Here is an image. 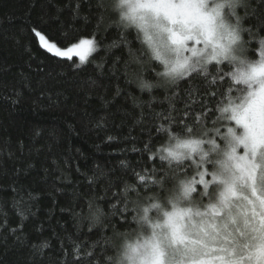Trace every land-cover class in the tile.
I'll return each instance as SVG.
<instances>
[{"label": "snow or ice", "instance_id": "snow-or-ice-1", "mask_svg": "<svg viewBox=\"0 0 264 264\" xmlns=\"http://www.w3.org/2000/svg\"><path fill=\"white\" fill-rule=\"evenodd\" d=\"M252 3L90 0L96 30L77 37L65 32L64 49L40 22L32 26L46 51L84 63L97 50L99 28L114 25L120 31L112 46H123L127 57L116 58L114 71L142 92L161 93L138 117L154 134L132 149L147 153L153 167L133 170V183L107 179L103 195L93 188L74 215L99 235L87 251L73 246V264H264V13L257 16ZM254 16L257 22L246 26ZM130 30L139 47H132ZM107 175L90 176L89 184ZM98 201L107 203V213ZM37 247L42 253L49 245ZM61 250L59 264H68L63 241Z\"/></svg>", "mask_w": 264, "mask_h": 264}, {"label": "trees", "instance_id": "trees-1", "mask_svg": "<svg viewBox=\"0 0 264 264\" xmlns=\"http://www.w3.org/2000/svg\"><path fill=\"white\" fill-rule=\"evenodd\" d=\"M77 3L79 14L74 15ZM89 3L0 0V264H59L65 255L62 241L68 264H73V246L84 244L87 251L99 235L89 233L88 221L74 215L93 188L95 195H103L107 179L133 183V170L153 167L147 153L132 149H142L154 134L138 117L141 106L147 112L146 102L161 93L142 92L136 83L126 82L122 71H114L117 57L127 59L123 46H112L120 30L102 25L97 50L84 63L54 56L31 32L40 22L60 48L69 43L65 32L90 36L97 22ZM252 7L258 8L257 16L264 13L260 0H253ZM256 22L254 16L246 26ZM127 37L133 48L139 47L134 30ZM100 172L107 177L90 185L88 178ZM98 203L107 213V203ZM45 242L49 247L42 253L33 249Z\"/></svg>", "mask_w": 264, "mask_h": 264}, {"label": "rangeland", "instance_id": "rangeland-1", "mask_svg": "<svg viewBox=\"0 0 264 264\" xmlns=\"http://www.w3.org/2000/svg\"><path fill=\"white\" fill-rule=\"evenodd\" d=\"M38 39V38H37ZM39 42V41H38ZM43 48V47H42ZM61 49H64V48H61ZM93 53V52H92ZM92 53H90L89 54V56L92 54ZM52 54V53H51ZM89 56H88V58H89ZM73 57H75V56H73ZM78 60H79V58L78 57H76Z\"/></svg>", "mask_w": 264, "mask_h": 264}]
</instances>
